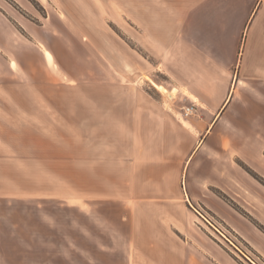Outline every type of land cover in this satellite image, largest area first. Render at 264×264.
Masks as SVG:
<instances>
[{
    "label": "crops",
    "instance_id": "obj_1",
    "mask_svg": "<svg viewBox=\"0 0 264 264\" xmlns=\"http://www.w3.org/2000/svg\"><path fill=\"white\" fill-rule=\"evenodd\" d=\"M108 1L125 7L123 19L139 21L141 36L161 32L146 28V21L172 19L171 38L156 65L172 69L170 89L187 105L193 104L190 115L181 118L183 112L162 110L139 95L136 102L141 106L129 116H140V122L129 119L120 127L122 143H126L120 155L121 189L110 197L120 203L118 224L124 242L135 245L134 253L126 251V264H242L226 253L224 245L209 238L205 216L226 227L257 263L264 264V0H166L164 13L161 0ZM45 2L50 7L46 19L54 16L60 23L54 29L45 22L35 24L34 34L42 30L80 36L83 33L75 31L74 20L88 19L92 22L88 35L95 36L96 22L103 15H115L106 14L96 0ZM96 14L101 16L98 20ZM83 44L90 52L102 51V44L95 40ZM58 63L67 67L61 60ZM30 80L27 87L34 108L25 110V127L35 140L27 146L47 148V156L39 155L40 159L46 158L50 165L63 160L68 167H50L45 177L47 210L42 211L39 226L33 219L39 216L33 214L37 210L27 211L25 232L31 243L40 234L48 259L56 255V264H64V256L56 254L59 246L72 248L69 264H80L82 207L76 130L69 134L72 154L61 156L63 146L48 133L50 113L31 90L39 89L41 83ZM38 93L50 99L47 91ZM213 100H218L216 105ZM37 108L45 112V124L34 119ZM10 211V206L0 207V250L22 238L20 220L6 219ZM1 258L0 264H6Z\"/></svg>",
    "mask_w": 264,
    "mask_h": 264
},
{
    "label": "rangeland",
    "instance_id": "obj_2",
    "mask_svg": "<svg viewBox=\"0 0 264 264\" xmlns=\"http://www.w3.org/2000/svg\"><path fill=\"white\" fill-rule=\"evenodd\" d=\"M96 1L106 14L115 15L112 18L103 15V19L96 22L95 36L88 35L92 22L74 20L75 31L85 34L78 36L56 30L54 34L42 30L33 33L31 28L35 24L45 22L54 29L55 24L60 23L54 16L46 19L50 7L45 0H0V207L10 206L6 219L17 217L22 231L19 234L22 238L13 239L5 249L1 246L3 263L57 262L56 255L48 259L47 245L40 234L38 238L33 237L31 243L24 228L27 211L37 210L32 213L39 215L33 216L34 224L39 226L42 211L47 210L45 177L50 167H68L63 160L60 164L50 165L46 158L40 159L39 155L47 156V148L41 151L27 146L35 140L25 127L26 111L31 112L34 108L30 87H27L32 83L28 82L30 79L41 83L39 89L31 90L50 113L48 122L52 126L47 130L63 146L59 150L61 156L72 154V136L69 134L76 130L78 145H75V152L79 150L80 153L82 207L80 264H126V251L131 249L134 253L135 245L124 242L120 233L119 200H113L115 197H110V193H119L121 189L120 155L126 143H122L120 127L129 119L132 123L140 122V116H129L134 113V108L141 106L136 102L137 97H145L162 110L173 108L183 112L179 115L181 118L187 117L185 107L193 105H187L175 89H170L172 69L156 65L171 38L172 19L165 18L160 23L146 21V28H158L161 32L141 36L137 27L139 21L121 17L126 9L123 7V11L120 3ZM161 1V12H167L166 0ZM95 17L98 20L101 16L96 14ZM89 39L101 43L102 51L85 49L83 43H89ZM59 60L67 67H61ZM151 80L164 86L167 93L160 92ZM38 90L47 91L50 99H42ZM170 91H173L171 97L168 96ZM192 101L197 103L198 99L193 96ZM211 102L216 105L218 100ZM35 112L36 122L45 124V112L38 108ZM213 117L209 116L207 122L210 123ZM161 123H165L163 117ZM6 140H10L9 143ZM35 155L38 156L33 160ZM208 217L232 242L225 240L229 245L225 244L221 238H226L206 222L209 238L224 245L230 257L242 264H252L233 243L249 256L247 248L226 227ZM8 222L5 223L9 227ZM69 251L61 246L56 250L57 255L64 256V264L72 263V248ZM1 253H5L4 256ZM76 255L75 250V261Z\"/></svg>",
    "mask_w": 264,
    "mask_h": 264
},
{
    "label": "built area",
    "instance_id": "obj_3",
    "mask_svg": "<svg viewBox=\"0 0 264 264\" xmlns=\"http://www.w3.org/2000/svg\"><path fill=\"white\" fill-rule=\"evenodd\" d=\"M191 111H192V106H187V107H185V110H184V115H188V114H190L191 113ZM204 220H205V222H207L208 224H210L214 229H216L219 233H221L214 225H213V223L212 222H210V219H209V217L208 216H205V218L204 217H202ZM222 234V233H221ZM223 235V234H222ZM224 236V235H223ZM225 237V236H224ZM226 238V237H225ZM227 239V238H226ZM228 241H229V239H227ZM234 247H236L240 252H242V254L245 256V257H247L248 258V260L252 263V264H259V263H257L258 261L256 260V259H254V258H251L250 259V257L246 254V252H244V251H241V249L240 248H238L237 246H234Z\"/></svg>",
    "mask_w": 264,
    "mask_h": 264
},
{
    "label": "bare ground",
    "instance_id": "obj_4",
    "mask_svg": "<svg viewBox=\"0 0 264 264\" xmlns=\"http://www.w3.org/2000/svg\"><path fill=\"white\" fill-rule=\"evenodd\" d=\"M152 81V80H151ZM153 85L160 91V92H163V93H167V90L164 86L152 81ZM172 92V91H171ZM171 95V94H170ZM169 96V95H168Z\"/></svg>",
    "mask_w": 264,
    "mask_h": 264
}]
</instances>
